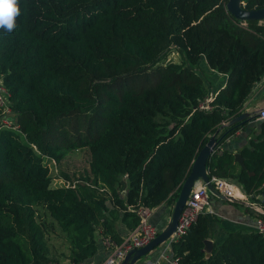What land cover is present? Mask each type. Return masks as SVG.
I'll list each match as a JSON object with an SVG mask.
<instances>
[{
    "label": "trees",
    "instance_id": "1",
    "mask_svg": "<svg viewBox=\"0 0 264 264\" xmlns=\"http://www.w3.org/2000/svg\"><path fill=\"white\" fill-rule=\"evenodd\" d=\"M226 1L18 0L16 27L0 29V84L14 117L3 125L0 108V264H83L96 235L117 244L116 223L127 232L136 208L174 200L198 149L264 76V20L238 21ZM163 40L179 63L157 64ZM200 63L225 75L209 109L198 107ZM149 71L153 84L123 87ZM245 126L220 128L219 144ZM252 127L238 151L244 169L216 147L206 170L234 181L258 211L244 209L264 221V118ZM75 149L87 151L86 166L54 183L48 165ZM209 222L198 215L170 242L171 258L264 264V234L252 228L228 233L205 257Z\"/></svg>",
    "mask_w": 264,
    "mask_h": 264
},
{
    "label": "crops",
    "instance_id": "2",
    "mask_svg": "<svg viewBox=\"0 0 264 264\" xmlns=\"http://www.w3.org/2000/svg\"><path fill=\"white\" fill-rule=\"evenodd\" d=\"M199 68L201 70L200 78L205 92L203 98H209L215 94L219 87L223 86L225 75L207 69L203 63H200ZM260 109H264V76L254 85L242 107V111L249 113H257ZM254 121L257 120L252 119L246 123L245 128L236 130L233 134L226 137L217 148L232 153L238 152L239 149L246 144L249 136L252 135V124ZM230 189L233 195L240 194L241 196L237 187L231 186ZM208 200L213 214L210 215L209 235L207 239L210 240L212 247L219 246L228 233L244 231L252 227L254 217L244 209L245 205L222 200L212 194H208ZM171 207L172 202L165 201L153 208L150 222L158 232L166 226L169 220ZM257 209L258 208H253V210L258 211ZM115 230L120 235H125L126 233L125 227L120 223L115 224ZM95 245V252L92 256L84 259L83 264H97L110 249L105 239L99 235L95 237ZM171 256L170 244L164 242L145 255L139 257L133 264H169Z\"/></svg>",
    "mask_w": 264,
    "mask_h": 264
},
{
    "label": "water",
    "instance_id": "3",
    "mask_svg": "<svg viewBox=\"0 0 264 264\" xmlns=\"http://www.w3.org/2000/svg\"><path fill=\"white\" fill-rule=\"evenodd\" d=\"M225 10L238 21L252 19L264 20V7L247 10L243 8L241 0H227L225 3ZM256 117L257 113L241 111L238 115L233 116L220 124V126L207 138L205 143L196 152V155L190 164L189 171L181 182L177 194L172 201L170 216L166 226L157 232V234L143 246L128 250L118 264H133L139 257L145 255L160 244L172 241L171 235L175 230L177 219L189 194V191L194 186V184L199 181L205 184L209 194L216 195L222 200L243 204L249 208H253L250 204L245 202L244 199L228 196L216 189L208 179L206 161L214 152L215 148L218 146L219 142L227 132L225 131L221 135L217 136L220 128L228 127L229 129H234L241 124L248 123ZM233 159L238 164L240 169H244L243 160L239 152L233 153ZM262 188L264 189V184L262 185ZM202 242L205 257H208L212 244L208 239H204Z\"/></svg>",
    "mask_w": 264,
    "mask_h": 264
},
{
    "label": "built area",
    "instance_id": "4",
    "mask_svg": "<svg viewBox=\"0 0 264 264\" xmlns=\"http://www.w3.org/2000/svg\"><path fill=\"white\" fill-rule=\"evenodd\" d=\"M6 100V90L0 84V108L3 110L4 114L9 111V108L8 106H6L5 103ZM207 100L208 98H203L198 104V107L202 109H209ZM4 104L5 106H3ZM263 118L264 109H260L259 111H257V117L255 119L260 120ZM1 123L5 126L11 124V122L7 121L5 116L1 119ZM208 179L212 183V185L221 193L232 197H241L240 194H232V190L230 189L232 184H229L214 176H208ZM208 194V189L206 188L205 184L201 181L194 184V186L190 189L189 194L177 219L175 230L171 235L172 241L178 239L182 234H184L188 230V228L196 221L198 215L213 214V211L209 204ZM152 211L153 208L148 207L136 208L135 213L138 218L137 224L133 228L128 230L125 235H123L121 241L117 244H114L105 239L110 249L108 253L97 264H118L128 250L132 248L141 247L146 244L150 239H152L158 232L154 225L150 222ZM251 228L261 234H264V221L261 218H255ZM168 243L170 244V242ZM169 264L180 263L170 258Z\"/></svg>",
    "mask_w": 264,
    "mask_h": 264
},
{
    "label": "rangeland",
    "instance_id": "5",
    "mask_svg": "<svg viewBox=\"0 0 264 264\" xmlns=\"http://www.w3.org/2000/svg\"><path fill=\"white\" fill-rule=\"evenodd\" d=\"M161 53H164V55L158 59L157 64L164 65L168 62H180V56L178 55V53L174 50H170V48H168V43L165 40L161 42L157 56L159 57ZM195 72L198 74V66L195 68ZM146 76L147 77H136L131 80L130 84L126 79L123 82V87L130 88L129 86L131 85L134 88L138 89L140 86L142 87L143 83L145 85L153 84L154 80L156 79V75L153 72L149 71ZM5 103L7 106L8 100H6ZM3 106H5V104ZM5 118L8 122H14V117L10 111L5 113ZM87 157L88 153L85 149H75L67 153L59 165H55L53 164V162H50V164L48 165L49 174L53 178L54 183L58 184L59 182H64L65 177L69 179L75 178V176L78 175V173H80V171L86 166ZM234 183V181H231L229 184H232V186H234ZM234 187H237L240 191V198L245 200L246 197L242 193L240 187L237 184Z\"/></svg>",
    "mask_w": 264,
    "mask_h": 264
},
{
    "label": "clouds",
    "instance_id": "6",
    "mask_svg": "<svg viewBox=\"0 0 264 264\" xmlns=\"http://www.w3.org/2000/svg\"><path fill=\"white\" fill-rule=\"evenodd\" d=\"M19 14L18 0H0V29L6 32L13 31Z\"/></svg>",
    "mask_w": 264,
    "mask_h": 264
}]
</instances>
